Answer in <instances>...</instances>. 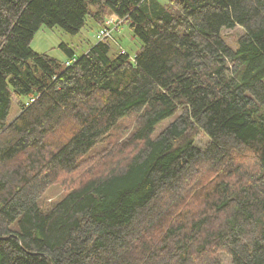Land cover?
Here are the masks:
<instances>
[{
    "label": "trees",
    "instance_id": "obj_1",
    "mask_svg": "<svg viewBox=\"0 0 264 264\" xmlns=\"http://www.w3.org/2000/svg\"><path fill=\"white\" fill-rule=\"evenodd\" d=\"M108 10L132 57L108 37L76 57L61 42L65 62L30 48L42 24L108 28ZM225 257L264 264V0H0V264Z\"/></svg>",
    "mask_w": 264,
    "mask_h": 264
},
{
    "label": "rangeland",
    "instance_id": "obj_2",
    "mask_svg": "<svg viewBox=\"0 0 264 264\" xmlns=\"http://www.w3.org/2000/svg\"><path fill=\"white\" fill-rule=\"evenodd\" d=\"M161 1L164 2L165 0ZM107 14V20H113L112 24L110 21L108 25L112 27L111 36L108 37L111 45V52L124 50L132 57L140 48V40L137 36L132 34L126 22H121L116 29L114 26L116 22H118L117 17L110 10L107 11ZM100 28L101 26L99 22H88L77 34H71L64 31L59 26L48 27L45 24H42L33 35L30 41V48L36 52L47 53L49 56L65 62L68 57L66 52L59 47L61 42L67 43L74 50V57L79 56L85 52L91 44L98 40L96 34ZM240 31L241 29L238 27L224 29L223 36H225L230 45L235 46L236 37ZM18 111L19 106L15 99L12 101L10 107L8 121L12 120L17 115ZM194 135V141L198 146L205 145L209 140L208 135L202 130H197ZM116 138L118 139L117 142L122 140L118 136V133L115 136V139ZM109 148L110 145L100 144L95 149V152L102 153L108 151ZM85 174H89V172H87L85 168H81L72 174L61 176L44 191L40 198V205L46 207L60 199L69 188L81 181L85 177ZM223 264H232V262L229 257H225Z\"/></svg>",
    "mask_w": 264,
    "mask_h": 264
},
{
    "label": "built area",
    "instance_id": "obj_3",
    "mask_svg": "<svg viewBox=\"0 0 264 264\" xmlns=\"http://www.w3.org/2000/svg\"><path fill=\"white\" fill-rule=\"evenodd\" d=\"M110 21L112 23V20H107L106 24L109 25ZM111 30H112V27H110V26H108V28L99 29V31L96 34V38L98 40H100V39H103V38H106V37H110L111 36ZM66 63H68V61Z\"/></svg>",
    "mask_w": 264,
    "mask_h": 264
},
{
    "label": "bare ground",
    "instance_id": "obj_4",
    "mask_svg": "<svg viewBox=\"0 0 264 264\" xmlns=\"http://www.w3.org/2000/svg\"><path fill=\"white\" fill-rule=\"evenodd\" d=\"M101 40V39H100ZM15 217V216H14Z\"/></svg>",
    "mask_w": 264,
    "mask_h": 264
}]
</instances>
